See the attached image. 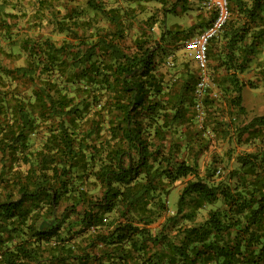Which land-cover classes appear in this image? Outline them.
<instances>
[{"label": "trees", "instance_id": "16d2710c", "mask_svg": "<svg viewBox=\"0 0 264 264\" xmlns=\"http://www.w3.org/2000/svg\"><path fill=\"white\" fill-rule=\"evenodd\" d=\"M142 1L0 0V264H264V112L235 125L204 95L199 127L194 61L166 64L191 35L162 17L153 38ZM228 1L207 55L243 110L237 73L262 59L264 77V0ZM206 126L252 149L201 172Z\"/></svg>", "mask_w": 264, "mask_h": 264}, {"label": "rangeland", "instance_id": "374dc122", "mask_svg": "<svg viewBox=\"0 0 264 264\" xmlns=\"http://www.w3.org/2000/svg\"><path fill=\"white\" fill-rule=\"evenodd\" d=\"M112 1L113 3L119 2L120 4L125 5L122 0H109V2ZM203 1L204 0H143L142 3L137 6L136 18L146 19L149 16L151 17V19L149 20L150 22L154 21V23L152 25V28L149 29V31L151 32L152 37L155 39L159 37V33L162 28V23L160 22V19L162 17H164L165 26L170 27L169 24L175 22V24H177L179 27L188 30L187 34L189 36L195 34L197 31L196 29L198 27H202V23L200 24V22H197V20H194V22L196 23L193 22V16L195 13H201L203 15L202 22H206L205 20L208 19L207 23L213 16V11L211 9L205 8V6L203 5ZM170 7L174 8V11H170ZM20 22H25V19H21ZM190 22H192V25H189ZM23 31L24 30H22L20 34H22ZM57 37L58 36H56V38ZM183 42L184 41L179 42L175 45L173 44V46H170V48L166 51V64L171 69L177 70L179 66L186 63L191 64L192 68L194 69L193 62L191 60H188L187 57L184 55ZM222 43L223 41L221 39L217 42L218 49L222 48ZM16 45L17 44L15 43L13 47H17ZM262 55L263 54H261L260 56ZM261 60L262 59L253 60L249 67H247L243 72L237 73L239 80L242 81V83L244 84L241 89V105L243 107V110H240L236 106H229L228 98H231L234 95V92H232L230 88L223 90L221 87L218 86V82L215 78H223V75L225 73L224 70L219 69L220 71L216 74V71L213 68L216 62L208 56V84L203 96L207 95L208 97H215V99H218L220 101L217 116L222 117L223 120H230L235 125H242L247 122L251 117L264 112V77L261 76V74L258 72L259 68L257 67L258 64H261ZM220 84L230 85V82L227 78L224 81L221 80ZM203 96L200 98L199 108L196 107V103H194V121L199 127L203 126L205 119V111L202 104ZM195 101L197 102L196 96ZM204 134L210 139L208 142V152L202 156L199 162L201 172L203 164L208 161L211 154H217L218 157L222 156L223 161L226 162L225 152L227 150H232L231 157L228 161L227 166H234L235 163L233 158L237 152L252 149V146L250 144L237 142L236 139H234V135H232L233 137H231V139L215 138L209 126L205 127ZM183 182L184 179L176 181L173 187L171 188L170 194L167 197V206L168 211L170 213L175 210V201L177 199V195L180 191V188L182 187ZM206 210V208L199 210L196 213L194 221H201L206 214ZM156 227H158L157 224H155V228Z\"/></svg>", "mask_w": 264, "mask_h": 264}, {"label": "built area", "instance_id": "2783aa9c", "mask_svg": "<svg viewBox=\"0 0 264 264\" xmlns=\"http://www.w3.org/2000/svg\"><path fill=\"white\" fill-rule=\"evenodd\" d=\"M203 5L213 11L210 21L198 32L184 40L183 48L186 56L194 61L198 69V81L194 89L197 97L196 107L200 106V98L208 84L207 63L208 44L218 36L230 16L228 0H204Z\"/></svg>", "mask_w": 264, "mask_h": 264}, {"label": "crops", "instance_id": "0c3cea01", "mask_svg": "<svg viewBox=\"0 0 264 264\" xmlns=\"http://www.w3.org/2000/svg\"><path fill=\"white\" fill-rule=\"evenodd\" d=\"M183 1H185V0H183ZM202 18H203V15L201 14V13H199V12H197V13H195L194 14V16H193V22H194V20H197V22H200V24L202 23V27H198L196 30V32H198V31H200L206 24H207V21H208V19H206L205 21L206 22H202ZM174 21V20H173ZM210 21V20H209ZM174 23V24H173ZM192 22H190L189 23V25L191 24ZM194 23H196V22H194ZM172 24V25H171ZM171 24H169V26L171 27V28H173V29H179V27H178V25L177 24H175V22H172ZM192 25V24H191ZM166 27H168V26H166ZM170 27H168V28H170ZM193 61V60H192Z\"/></svg>", "mask_w": 264, "mask_h": 264}]
</instances>
